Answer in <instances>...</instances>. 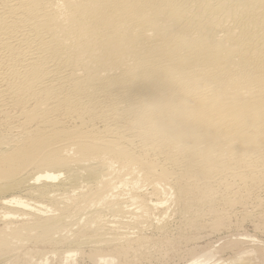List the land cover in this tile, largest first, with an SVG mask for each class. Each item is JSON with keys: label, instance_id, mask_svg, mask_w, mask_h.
<instances>
[{"label": "bare ground", "instance_id": "1", "mask_svg": "<svg viewBox=\"0 0 264 264\" xmlns=\"http://www.w3.org/2000/svg\"><path fill=\"white\" fill-rule=\"evenodd\" d=\"M257 189L264 0H0V264H135L163 206L216 229Z\"/></svg>", "mask_w": 264, "mask_h": 264}, {"label": "rangeland", "instance_id": "2", "mask_svg": "<svg viewBox=\"0 0 264 264\" xmlns=\"http://www.w3.org/2000/svg\"><path fill=\"white\" fill-rule=\"evenodd\" d=\"M250 198H252V199H250ZM153 200L155 201L156 198H152V201ZM260 201H261V203H260ZM167 207H168L167 210H166V205H165V207L163 206L161 209L154 212L153 217H152V223L154 221L153 225H158V224H156V223H158L157 222L158 219L165 217L166 221L168 222V224L166 223V225H168V226H165L163 230L159 229L160 231L158 232L157 227H156L157 228L156 229L154 226H151V227L148 226L147 227V225H144V230H142L143 232L142 231L140 232V233H142L141 234L142 236L144 235L145 238L147 237V239L150 243H149L147 249L145 248L146 252L144 251V248H142V249H140L141 252L139 250H136V251L133 250L134 254H136L137 251L140 253V254L137 253L138 256H136L137 254L134 255L133 251L130 253V256L131 255L136 256V257H133V256L130 257V259H132V261H134L135 264H190L189 262L192 261L194 256H199L205 252H210V254L212 253L210 256L211 257L210 260H208L209 263L207 262L206 264H220L222 262H223V264H234V262L232 260H234L237 257L239 252H240V254L238 256H240L241 258H245L244 263L249 264V262H250V264H252V263L253 264H257V263L258 264H264V254H263L264 253V191H263V189L262 190L257 189V190H255V192H253V194L251 193L250 197L248 196L246 202H244V205H236V206L234 205L235 208L234 207H225L226 209L224 208V206H220L222 209L221 211L224 213V214L222 213L223 214L222 220H223L224 224L222 223L223 225H221L220 227H218L216 229L211 227V219L209 217H207V216L204 217L203 215H201L200 217L203 216L202 217L203 219H201V226H200L201 228L200 227L195 228V229L191 228V230H189L190 227L186 226V220H184L185 218H188V214H186L187 216L185 217V215H180L176 211V209L173 205L172 206L168 205ZM231 208H233L234 211ZM162 210L163 211L166 210V212H165L166 215H164L165 213H162ZM231 210H232V212H231ZM237 210H238V212H237ZM159 211H160V214L162 216L158 213ZM235 211L237 214L235 213ZM1 212H2V210H1ZM243 213L247 214L248 218L246 217V219H245V217L243 216ZM238 214H239V216H238ZM251 214H252V216H251ZM260 215L261 216L263 215V216L261 217ZM126 216L127 217L124 216V218L122 219L123 222H130L131 221V219L129 220L130 216H128V215H126ZM107 217H108L107 218L108 220L109 219L111 220V217H109V216H107ZM225 217H226V219H225ZM255 217H257V218H255ZM260 217H261V219H260ZM202 221H203V223H202ZM133 228L134 227L130 226L129 230L124 229L127 232L128 231L130 232V234L132 235V238L135 235L136 236L138 235V232H136L137 230L135 229L136 230L135 231ZM197 230H199V231H197ZM133 233H134V235H133ZM164 234H166V235H164ZM33 245L30 244V247H28L29 246V244H28V245H26L27 247L25 246L23 250L25 251V249L27 248L26 249L27 252H30V251L36 252V251L43 250L44 253L45 252L48 253L49 251H52V249H53V247L49 244L48 245L44 244L45 246H42V244L40 246V244H38V247H36L37 245H35V244H33ZM28 249H30V250H28ZM36 249H38V250H36ZM86 249H87V251H86ZM88 249L90 250V248L84 247L83 250H84L85 254H83V256L80 255V256L76 257L77 258L76 259L77 264H93L92 260L89 259V257H87V254L89 252ZM23 250H21V251L24 253ZM250 250L254 251V252L249 254L248 252ZM22 252H19V253L21 254ZM33 252H32V254L34 255L35 252L34 253ZM19 253L17 255H19V257H20L21 255ZM141 254H142V256H140ZM48 256L50 257V255H48ZM260 256H262V257H260ZM56 257H58L59 259H56ZM254 257H256V258H254ZM52 259H53V261H52ZM60 259L61 258L59 256H55V258H54V256L50 257L48 260L49 261L48 264H51V263L52 264H59L60 263L59 261H61ZM217 259H219L220 261L219 260L216 261ZM261 259H263V261ZM77 260H79V261H77ZM229 260H231L232 262H229ZM32 261H34V263L32 262L33 264H37L36 259H33Z\"/></svg>", "mask_w": 264, "mask_h": 264}]
</instances>
